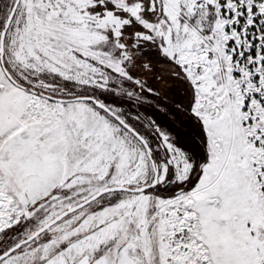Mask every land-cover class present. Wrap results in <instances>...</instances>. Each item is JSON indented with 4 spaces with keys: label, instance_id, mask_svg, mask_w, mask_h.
<instances>
[{
    "label": "snow or ice",
    "instance_id": "snow-or-ice-1",
    "mask_svg": "<svg viewBox=\"0 0 264 264\" xmlns=\"http://www.w3.org/2000/svg\"><path fill=\"white\" fill-rule=\"evenodd\" d=\"M0 264H264V0H0Z\"/></svg>",
    "mask_w": 264,
    "mask_h": 264
}]
</instances>
